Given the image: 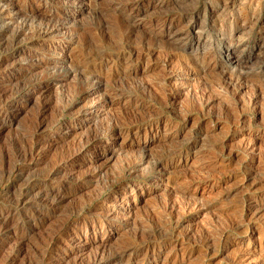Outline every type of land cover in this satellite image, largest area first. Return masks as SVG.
Masks as SVG:
<instances>
[{
    "label": "rangeland",
    "instance_id": "1",
    "mask_svg": "<svg viewBox=\"0 0 264 264\" xmlns=\"http://www.w3.org/2000/svg\"><path fill=\"white\" fill-rule=\"evenodd\" d=\"M125 1L126 0H84L82 9L75 11V15L72 17L71 23L63 28L59 34L47 39V41L46 39H43L31 43L29 37L32 35V32L31 30L28 31L26 34H24L26 37L23 35L25 39L22 36V38H20L18 41V48L20 51L18 52L19 54L16 53V55L11 59L12 62L11 60L8 62H11L10 64H12V74H14L16 78L19 77L21 72H23L25 68L33 62L32 61L29 63L25 58L29 55H32V53L39 55V58H44L45 56L51 57L52 55L56 56L57 58H65L67 59V62L65 63L66 67L47 69L34 61L33 64H36V67H34V70L30 72L31 74L29 73L30 75L24 79L21 78V80L24 82L29 79V76L35 79L37 77L46 75L48 72L52 73L55 71V69V72H64L69 70L71 68L70 66L72 59L73 61H77L79 59V50L81 51L82 49L88 51V49L94 47V43V45H97L100 44V42L102 43L104 40L108 39L113 41V39L117 37L119 29L116 27L117 25H115L116 23L114 21V15H111L112 12H109L107 9H110V7H115V4L118 5ZM158 1L159 0H153V2ZM170 1V3L168 2V4L164 6V9L163 7L160 8L158 13L162 12L173 14L177 11H180L182 9L180 7H184V9L194 7L197 9L200 8L199 10H201L199 17L197 18V24L195 22L196 19H193L190 23L185 22V25H187L186 27L183 23L184 28L188 30L191 35L189 41H192V48L190 46H186L182 51L170 48L168 46L159 45L157 52H154L148 59L142 62L131 61V63L124 61L121 63L122 66L139 67L141 69V71L136 74L137 77L134 75L131 78L129 77L130 79L123 78L115 80L114 82L105 81L103 82L104 87H102V90L96 91V86L93 85L95 82L94 79L86 84L82 80L72 76L73 79L70 77L69 80H67L68 82L66 81V84L63 83V86L61 85L60 87L59 85H54L52 89L48 91V94L47 92H45V94L43 92L39 94V96L36 95V98L33 97L30 102H26L20 94H17L16 98H20L19 101H21V104H23L22 108L9 119L0 117L1 170V157H3L2 155H4V153H7L5 151H11V148L13 149V147H15L14 144L17 143L18 147L19 145H21L20 147H27L30 145V131H28L31 130V127L29 126L31 125L32 120L30 119L35 116V113L38 109L36 106L39 105V102L41 104L45 101V103L50 105L48 106L50 109H48L45 114V120L47 124L45 126L44 132L39 136V138L42 136L40 140L43 139V143H45V141L46 143L49 142L47 143L48 145L45 146L43 153H41L34 161H28V163H26L25 171H27L22 172L23 178L19 179L18 177L14 181H6L2 178L0 172V192L5 193L6 189L7 191L17 190L20 188L19 186H23L25 183V181H22L23 179L27 180L28 178L35 177L38 179V181L36 184L37 187H35L36 189L33 191V193H36L37 189L39 190V185L41 187V185L47 184L48 182L55 188L60 187L63 183H67L68 185L67 191L63 194L65 196H62L59 200L60 204L56 211L57 214L51 215L50 219L44 225L33 227L25 216L14 215L12 218V216L7 215L6 213L0 214L1 222L5 221L9 222L10 224L9 228L5 230H3L2 226L0 227V234L4 237V242H2L3 244L0 246V264H43L41 260L49 254L53 256L54 259L52 258L50 261H46V264H75L76 262L79 264H91L92 258L95 257L96 253L97 255H111L117 251L116 248L118 250L124 248L123 250L126 251V259H124L125 261L121 262L120 264H264V226L262 225L264 224V124L262 123L259 109H255L249 102L251 94L250 88H244L241 90L236 89V91H234L235 89H230L227 91L222 88L220 89L215 87V84L212 86V83H215L221 74V71H219L218 68H215L216 70H204L203 72L198 70L201 63H198L197 68L191 67L190 69L192 70L181 66V56L185 53L199 54L202 51H217L216 54L222 55L226 51L232 50L233 52L240 55L241 61H235V58L230 57L228 60L221 62L223 67L234 71H246L250 70L252 67V71L258 74L256 78H258L259 82L264 81V0H261L260 6L257 5L251 8V10L256 12L255 15H259V19L257 16H255L253 20L254 22H252L253 24L249 23L245 26H243L240 21L239 24L236 23L237 18L240 19L244 13H246L245 11H247V9L244 8L246 5L245 0H230V4H227V14L223 9V5H220L217 0H188L184 4L177 3L176 0ZM60 2L61 0H49L46 4H42L43 9L41 8V14L43 13L44 9H49V4L53 3V7H57ZM211 3L217 4L219 9L218 12L220 17L217 18L215 22H213V20L216 19V17L211 14V11H204V7L210 5ZM157 10H159V8H157ZM223 12H225V14ZM150 13H146L147 16L144 17L145 20L149 14L153 15L157 12L156 10H151ZM106 14L107 16H105ZM40 17L41 16H39V18ZM143 21L144 20H142V22ZM16 23L17 21L15 24ZM15 24H13V26ZM135 33V37L137 36V38H142L145 36L144 30L142 29L137 30ZM199 34L202 35V39L200 40H198ZM227 41L229 42L228 46L225 45ZM88 42L91 43V45ZM179 44L181 46L182 42L178 41L177 45ZM4 45L5 44L3 43L0 44V54H2L5 50L6 45ZM178 64H180L181 67ZM121 65L119 64L118 66L110 63L109 67H114L112 70L117 69V67L118 69L127 68L122 67ZM164 67L166 69H164ZM35 71L36 73H34ZM39 71L41 73H39ZM174 72L176 74L179 73L178 75L180 76L170 77V73ZM4 80L6 79L0 78L1 87L4 84ZM15 84H17L16 81L13 85ZM65 85L66 89L64 88ZM80 85H83L85 89L83 86L80 88ZM37 86H39V84H36V87ZM136 86H138L139 89ZM144 86H148L146 89H144L145 91L143 90ZM41 88L42 87L40 86L38 87V89ZM83 90L84 93H82ZM117 90H122V94H126L125 100L128 101L129 106L123 107L118 104L106 106L104 104L103 100L105 97H109L110 100L115 103L119 100L120 95L118 96L116 94ZM81 94L83 95L81 96ZM46 95L48 96L46 97ZM47 98H49V100ZM51 106H54V108ZM35 107L37 108L36 110ZM78 107H82L81 109L89 108L92 111L90 110L87 114L78 116L76 114L79 110H81H77ZM130 108L131 110H129ZM54 109L57 112L59 111L58 114H56V111V113L54 112ZM60 110L62 112H60ZM53 112L54 119L51 116ZM122 113L125 118L122 116ZM47 114H50V116ZM62 114H64V116ZM56 116H58V118H55ZM108 116L110 119L112 118V121L121 123V125L117 124L116 130H106L103 133L100 132L103 136L99 135L100 133L97 132L99 133L98 135L101 136V141L97 145H93L94 147L90 146V148L86 149L84 153L74 161L75 163L73 162L68 166V168H65L64 171L54 173L53 169H50L51 166L50 168L47 166L48 164L46 163L48 160L57 156V153H60V149L61 151L66 148L69 150L74 149L73 147L75 140L76 143H79L81 139H84L91 133L90 131H93V134L94 131L96 133V120L99 119L98 124L106 123V121H109ZM131 116L133 117L132 121ZM141 116L145 120L140 118ZM113 117H117V120L115 118L114 120ZM104 118L107 120L105 121ZM121 119L123 122H120ZM130 121L133 123L131 124ZM48 122L51 125H49ZM26 123H29L30 125L27 124L26 126ZM90 124L91 129H89ZM118 125H120L121 128ZM94 126L95 129L93 130ZM66 128H68V130ZM137 129L139 131L136 135L134 131ZM130 130H133V132L130 133ZM25 131L28 132L26 133ZM253 133L261 136V139L259 142H257V146H255L257 149H254V152H251L250 150L247 151V145L252 142ZM53 136H57L58 138L55 137L54 139ZM83 136L84 138H82ZM171 136H173V138ZM168 137H171V139H169L170 141L166 140ZM26 138H28V140ZM61 138H64V142ZM194 138L197 139L196 142H192ZM130 139L145 147L144 150H142V153L137 147L131 149L132 153L131 150L127 152V149L125 151L118 150L122 142L128 141ZM156 139L159 141H156ZM172 140L174 141L172 142ZM72 142L74 144H71ZM49 144H52L50 148ZM7 145L10 148H8ZM244 145H246V149H244ZM176 149H181L179 154L176 156L172 155L169 158H164L168 166L164 165L163 167L155 168L154 170L150 171L145 169L146 165H143L144 168L141 166V170L139 167L132 168L128 166L126 169L127 174H122L119 172L121 171L119 169L127 166L126 164H130V161L132 162L134 158L136 159L137 155L139 156L146 153L147 155L150 154L149 156L152 157H159L160 155L163 156L166 152H168V150L171 151ZM101 152H104L105 154L111 153L112 156L110 154L109 156L111 157L108 156L109 159L106 158V162L104 163V159L102 162L100 160L97 163V166H101V169L103 168L101 171V177L99 175L98 177L90 179L88 175L89 172L98 169L95 166L93 167L91 159ZM250 154L255 157V160H252V157L250 158ZM44 162L46 163L44 164ZM28 171H30V174ZM140 171H142L144 174H142ZM105 175L106 177L109 175L110 176L106 179ZM105 180H108V184ZM105 185L108 187L106 188ZM103 187H105V189H103ZM174 188L179 191L174 190ZM95 195L97 197H95ZM184 197L186 198L184 199ZM165 202L168 204L171 202L177 207L173 206V209L168 204L166 206ZM256 202L263 208H259L254 212H250L249 216H247L245 220L244 217H242L243 212L245 210H249L250 206L256 205ZM82 204L83 206H81ZM202 205L208 208L206 209L205 207H202ZM78 206H81L82 208H78ZM155 207H166L168 210L172 209L168 211L166 216L169 217L167 219H170V223L166 228L167 230L164 229V232H161L160 234L156 235V237L154 236L151 238L153 241H151L152 245L154 246L155 244L152 250L155 251H151L150 253L148 252V254H146L144 245L147 239H138L144 238L145 234L142 235L139 233V236L137 235L139 230L143 228L144 230L148 231L149 227H142L145 224L141 225L140 223L145 218L151 216L152 210H154ZM89 208L92 209L91 212L86 211L89 210ZM61 209L62 211H60ZM110 209H113V213L106 215L105 212ZM71 210L73 212L79 210V216H75L73 214V219L65 223L62 226L63 229L61 228V233L57 234L55 230L57 226H60L61 221L59 220H62L67 212H72ZM239 211L242 213H238ZM58 212H61L62 214ZM93 212L96 213L93 214ZM174 213H177L176 216ZM58 214L60 217L63 215V218H60ZM113 215L115 218H113ZM57 217L58 219H56ZM233 217L234 219L237 218L235 222L237 220L240 221V219H244L242 224L244 226L236 227L235 230L232 227L235 224L233 223L234 220H230L233 219ZM103 219L105 220L103 221ZM109 220L112 221L110 222ZM261 220L263 223H261ZM220 221L223 222L221 223ZM57 222L59 223L57 224ZM25 223H27V225ZM171 223H173V225H171ZM218 224L221 227L217 226ZM222 224H226V226H223ZM242 229H244V231H242ZM220 230H224V233L218 234L220 233ZM50 231L57 235H54V233H52V235ZM49 233L52 238L49 237ZM75 236L76 238H74ZM67 237L68 239H65ZM46 239L47 241H45ZM212 241L213 243H217L213 244ZM222 241H224V243ZM70 251H72V253L66 258ZM205 253H207V255ZM128 254L131 255L129 256ZM38 258H40V260ZM102 264L117 263H108L106 260H104Z\"/></svg>",
    "mask_w": 264,
    "mask_h": 264
},
{
    "label": "bare ground",
    "instance_id": "2",
    "mask_svg": "<svg viewBox=\"0 0 264 264\" xmlns=\"http://www.w3.org/2000/svg\"><path fill=\"white\" fill-rule=\"evenodd\" d=\"M30 1V2H29ZM49 0H0V44L3 43L6 45L5 50L3 51L2 54H0V78L2 79H6L4 80V84L1 87L0 84V117H4V118H11L15 115L16 112H18V110H20L22 108L21 101H19V99L16 98L17 94H20L22 96V98L26 101V102H30L33 97H35L36 95L39 96V94L43 93L45 94V92H47L50 89H52V87L54 85H59L61 87V85L63 86V83L66 84V81L69 80V78L72 76L82 80L83 82H85L86 84H88L92 79L95 80L94 84L96 86V91L97 90H102L103 86V82L105 81H112L114 82L115 80H119V79H123V78H131L132 76L136 75L138 72L141 71V69L139 67H127V66H122L121 63L125 62H131V61H139L142 62L146 59H148L154 52H157L159 45H163V46H168L170 48H174V49H178V50H184V47L186 46H190L192 48V41H189L190 38V33L188 30H186L184 28V26L186 27L187 25H185L186 23H190L193 19H196L195 22L197 24V18L199 17L201 10H199L200 6L197 8H189V9H184V7H180L182 8L180 11H177L173 14H167V13H158L160 11V8L163 7V9L165 8L164 6H166L168 4V2L170 3V0H159L158 2H153V0H126L125 2H122L120 4H115V7H110V9L108 8L107 10H109V12L111 11V15H114V21H115V25H117L116 27H118L119 32L118 35L115 39L112 40H104L102 43L100 42V44L94 45L93 44V48L88 49V51L86 50H79V59L77 61H71V68L67 71H60V72H55L56 69L58 68H64L65 63L67 62V59L65 58H57L56 56H45L44 58H39V55L32 53V55H29L26 58V60H28L29 63H32L30 65H28L25 70L23 72H21V74L19 75L18 78H16V76L14 74H12V64H10L12 62V57H14L16 55V53L20 52L19 48H18V41L20 38H22V36L24 34H26L28 31L31 30V36L29 37V40L31 43H33L34 41L37 40H43V39H49L54 37L55 35L59 34L60 31H62L63 28H65L67 25H69L71 23V19L72 17L75 15V11H79V9H82V4L84 0H61L60 4L57 7H53V3L49 4V9H44L43 13L41 14V10L42 8V4H46ZM177 3H181L184 4L186 3L188 0H176ZM210 1V0H208ZM214 1V0H213ZM212 1V2H213ZM240 1V0H239ZM245 9H247V11H245L246 13H244V15L239 19L237 18L236 23L239 24V21L242 23L243 26L254 22V18L256 14L255 11L251 10L252 7L259 5L260 6V2L261 0H245ZM56 2V1H55ZM217 2L220 5H223V9L226 11L227 10V4L230 2V0H217ZM233 2V1H232ZM58 3V2H57ZM117 3V2H116ZM210 3V2H209ZM208 3V4H209ZM230 4V3H229ZM56 5V4H55ZM110 5V4H109ZM204 5V4H203ZM114 6V5H113ZM181 6V5H180ZM183 6V5H182ZM196 6V5H195ZM241 6V5H240ZM53 7V8H52ZM191 7V6H190ZM42 8V9H41ZM157 8H159V10H157ZM187 8V7H186ZM243 8V6H242ZM241 8V9H242ZM101 10V9H100ZM106 10V9H104ZM151 10H156L157 13L150 15ZM162 10V9H161ZM177 10V9H176ZM240 10V9H239ZM255 10V9H254ZM204 11H211V14L216 17V19L213 20V22H215L217 20V18L220 17L219 15V9H218V5L215 3H211L210 5H207L206 7H204ZM150 13L148 17H146L147 19L145 20L144 17L147 16L146 13ZM164 12V11H163ZM167 12V11H166ZM154 13V12H153ZM225 14V12H223ZM227 14V11H226ZM109 15V14H108ZM110 15V16H111ZM239 15V14H238ZM39 16H41L39 18ZM107 16V14L105 15ZM104 16V17H105ZM202 16V15H201ZM204 16V15H203ZM225 16V15H224ZM227 16V15H226ZM237 16V14H236ZM103 17V16H102ZM228 17V16H227ZM259 19V15L257 16ZM112 18V17H111ZM226 18V17H225ZM224 18V19H225ZM235 18V17H234ZM105 19V18H104ZM206 19V18H205ZM239 19V20H238ZM113 20V19H112ZM142 20H144L142 22ZM223 20V18H222ZM17 21V23L15 24V22ZM113 21V22H114ZM203 21V20H201ZM112 22V21H111ZM186 22V23H185ZM206 22V21H205ZM219 22V20H218ZM227 22V21H226ZM184 23V26H183ZM223 23V22H221ZM220 23V24H221ZM231 23V22H230ZM229 23V24H230ZM13 24H15L13 26ZM204 24V22H203ZM219 24V23H217ZM253 24V23H252ZM111 25V23H110ZM113 25V24H112ZM241 25V24H240ZM103 26V25H102ZM198 26V25H197ZM217 26V25H216ZM255 26V25H254ZM201 27V25H200ZM199 27V28H200ZM224 27V26H223ZM222 27V28H223ZM241 27V26H240ZM106 28V27H105ZM218 28V27H217ZM221 28V29H222ZM246 28V27H245ZM139 29L144 30V37L142 38H137V36L135 37V32ZM201 29V28H200ZM230 29V28H229ZM234 29V28H233ZM242 29V28H241ZM107 30V29H106ZM101 31V30H100ZM221 31V30H220ZM112 32V31H111ZM191 32V31H190ZM217 33V32H216ZM232 33V31H231ZM102 34V33H101ZM100 34V35H101ZM25 36V35H24ZM23 36V38L25 39V37ZM223 37V36H222ZM232 37V34H231ZM28 38V36H27ZM111 38V37H110ZM238 38V37H236ZM86 39V38H85ZM202 39V35L199 34L198 40ZM97 40V39H96ZM181 41L182 44L180 46L177 45V42ZM80 42V41H79ZM93 42V41H92ZM87 43V42H86ZM85 43V44H86ZM89 43V42H88ZM206 43V42H205ZM225 43V42H224ZM229 42L227 41V43H225L226 46H228ZM80 44V43H79ZM91 45V43H89ZM4 45V46H5ZM28 45V44H27ZM84 45V44H83ZM89 45V46H90ZM101 45V46H99ZM199 45V44H198ZM30 46V45H29ZM80 46V45H79ZM88 46V47H89ZM96 46V47H95ZM195 46V45H194ZM167 47V48H168ZM79 48V47H77ZM82 48V47H81ZM161 48V47H160ZM159 48V49H160ZM169 48V49H170ZM206 48V47H205ZM21 49V48H20ZM50 49V48H49ZM67 49V48H66ZM84 49V48H83ZM194 49V48H193ZM22 50V49H21ZM48 50V49H47ZM51 50V49H50ZM49 50V51H50ZM60 50V49H59ZM61 51V50H60ZM33 52V51H32ZM77 52V51H76ZM187 52V51H186ZM192 52V51H191ZM217 52V51H216ZM216 52H209V51H202L199 54L196 53H185L183 54L182 60H181V66L185 67L186 69H190L191 67H198V63H201L198 70L199 71H203L204 70H209V69H215L218 68L219 71H221L218 79L216 80V82L212 83L215 84V87L218 88H222L224 90L229 91L230 89H235L234 91L237 90H241L244 88H250L251 90V94H250V104L255 108V109H259V113L261 116V120L262 123L264 124V81H260L258 80V78H256L258 76V74L256 72L252 71V67L250 70H229L228 68L223 67V65H221V62L224 60H228V58L233 57L236 60L235 61H241L240 59V55L231 51H226L224 54L222 55H218L216 54ZM19 54V53H18ZM75 54V53H74ZM177 54V53H176ZM179 54V53H178ZM45 55V54H44ZM77 55V54H76ZM156 55V54H155ZM168 55V54H167ZM181 55V54H180ZM65 56V55H64ZM67 56V55H66ZM176 56V55H175ZM24 57V56H23ZM155 57V56H154ZM174 57V56H173ZM20 58V57H19ZM22 58V56H21ZM24 58V60H25ZM69 58V57H68ZM77 58V57H76ZM18 59V58H17ZM23 59V58H22ZM155 59V58H154ZM167 59V58H166ZM9 60H11L10 63ZM15 60V58H14ZM150 60V59H149ZM180 60V59H179ZM34 61L39 64L40 66H44L45 68H56L55 71H53L52 73L48 72L46 75L42 76V77H37V78H31V76H29V79L27 81H23L21 80L24 79L25 77H27L28 75H30L33 70L34 67H36V64H33ZM155 61V60H154ZM170 61V58H169ZM14 62V61H13ZM23 62V61H22ZM26 62V61H24ZM27 62V63H28ZM149 62V61H148ZM157 62V61H156ZM163 62V61H161ZM160 62V63H161ZM178 62V60H177ZM113 63V65H118L119 64L122 67H127L124 69H113L114 67H109V64ZM132 63V62H131ZM168 63V62H167ZM170 63V62H169ZM179 63V62H178ZM15 64V63H14ZM22 64V63H21ZM68 64V63H67ZM66 64V65H67ZM125 64V63H124ZM20 65V64H19ZM27 65V64H26ZM128 65V64H127ZM180 66V64H178ZM112 66V65H110ZM161 66V65H160ZM166 66V65H165ZM174 66V65H173ZM180 66V67H181ZM23 67V66H22ZM116 67V66H115ZM156 67V66H155ZM20 68V67H19ZM145 68V67H144ZM143 68V69H144ZM162 68V67H161ZM173 68V67H172ZM160 69V68H159ZM164 69H166L164 67ZM163 69V70H164ZM174 69V68H173ZM184 69V68H183ZM231 69V68H230ZM16 70V69H14ZM41 70V67H40ZM44 70V69H43ZM145 70V69H144ZM162 70V69H161ZM192 70V69H190ZM196 70V69H195ZM197 70V71H198ZM216 70V69H215ZM189 71V70H188ZM194 71V70H193ZM165 72V71H163ZM167 72V71H166ZM30 73V74H29ZM36 73V71L34 72ZM39 73H41L39 71ZM46 73V72H45ZM168 73V72H167ZM166 73V74H167ZM178 73V72H177ZM217 73V72H216ZM142 74V73H141ZM179 74V73H178ZM174 73H170V77H179L180 75ZM18 75V74H17ZM168 75V74H167ZM35 76V75H34ZM261 76V75H260ZM137 77V75H136ZM169 77V76H168ZM197 77V76H196ZM75 78V79H76ZM129 78V79H130ZM19 79V80H18ZM73 79V78H72ZM126 79V80H127ZM136 80V79H135ZM17 82V84L13 85L14 82ZM68 82V81H67ZM36 84H39L40 87H42L41 89H38L39 86L36 87ZM115 84V83H114ZM138 84V83H137ZM166 84V83H164ZM92 85V84H91ZM119 85V84H118ZM141 85V84H140ZM81 86V85H80ZM83 86V85H82ZM82 86L80 88H82ZM116 86V85H115ZM139 86V85H138ZM136 86V87H138ZM58 87V86H56ZM66 87V85L64 86V88ZM84 87V86H83ZM120 87V86H119ZM148 87V86H146ZM146 87L144 86L143 90L146 89ZM87 88V87H86ZM114 88V87H113ZM112 88V89H113ZM141 88V87H140ZM160 88V87H159ZM166 88V87H165ZM66 89V88H65ZM73 89V88H71ZM70 89V90H71ZM85 89V87H84ZM111 89V90H112ZM115 89V88H114ZM139 89V87H138ZM148 89V88H147ZM173 89V88H172ZM214 89V88H213ZM54 90V89H53ZM64 90V89H63ZM74 90V89H73ZM108 90V89H105ZM110 90V91H111ZM162 90V89H160ZM164 90V89H163ZM219 90V89H217ZM66 91V90H65ZM145 91V90H144ZM223 91V90H222ZM243 91V90H242ZM69 92V91H68ZM72 92V90H71ZM70 92V93H71ZM74 92V91H73ZM86 92V91H85ZM101 92V91H100ZM109 92V91H106ZM129 92V91H128ZM143 92V91H142ZM148 92V91H147ZM171 92V90H170ZM218 92V91H217ZM231 92V91H230ZM75 93V92H74ZM82 93H84V90L82 91ZM103 93V92H102ZM124 93V92H123ZM152 93V92H151ZM169 93V92H168ZM226 93V92H225ZM233 93V92H231ZM236 93V92H235ZM69 94V93H68ZM72 94V93H71ZM98 94V93H97ZM113 94V93H112ZM116 94L119 96V100L115 103L113 101L110 100L109 97H105V99L103 100L104 104L106 106L111 104H118L121 106H129L128 101L125 100L126 97L124 94H122V90H117ZM174 94V93H173ZM63 95V94H62ZM70 95V94H69ZM83 94H81L82 96ZM105 95V94H104ZM111 95V94H110ZM116 95V96H117ZM153 95V94H150ZM234 95V94H233ZM37 96V97H38ZM48 95H46L47 97ZM50 96V95H49ZM98 96V95H97ZM155 96V95H154ZM167 96V94H166ZM165 96V98H166ZM171 96V95H169ZM52 97V96H51ZM75 97V96H74ZM131 97V96H129ZM138 97V96H137ZM152 97V96H151ZM172 97V96H171ZM21 98V99H22ZM36 98V97H35ZM34 98V99H35ZM71 98V96H70ZM80 98V97H79ZM99 98V97H98ZM101 98V97H100ZM49 100V98H47ZM82 99V98H81ZM129 99V98H128ZM174 99V98H173ZM172 99V100H173ZM228 99V98H227ZM47 100V101H48ZM71 100V99H70ZM94 100V98H93ZM170 100V99H168ZM175 100V99H174ZM249 100V99H248ZM44 101V100H42ZM65 101V100H64ZM63 101V102H64ZM67 101V100H66ZM167 101V100H166ZM25 102V103H26ZM86 102V101H85ZM232 102V101H231ZM248 102V103H249ZM68 103V102H67ZM93 103V102H92ZM95 103V102H94ZM171 103V102H170ZM28 104V103H27ZM172 104V103H171ZM174 104V103H173ZM38 105V103H37ZM62 105V104H61ZM84 105V104H82ZM86 105V104H85ZM92 105V104H91ZM90 105V106H91ZM47 103H41L39 102V105L36 106L38 107V109L35 107V110L37 109L35 116L32 117L30 120H32L31 125L29 124L31 127L30 131V145L25 147H20L21 145H19V147L17 146V144H14L15 147H13V149L11 148V151H5L7 153H4V155H2L3 157L1 160V175L2 178L5 179L6 181L8 180H15L16 178L19 177L23 178L22 176V172H26V163H28V161H34L41 153H43V150L45 148L46 145H48L47 142L45 141V143L42 142V140H40V134L44 132L45 126H46V120H45V114L48 111V109H50ZM58 106V105H56ZM55 106V107H56ZM60 106V104H59ZM63 106V105H62ZM65 106V105H64ZM101 106V105H100ZM120 106V107H121ZM52 107V106H51ZM99 107V106H97ZM102 107V106H101ZM113 107V105H112ZM111 107V108H112ZM54 108V106L52 107ZM60 108V107H59ZM82 107H78L77 110L81 109ZM100 108V107H99ZM103 108V107H102ZM101 108V109H102ZM114 108V107H113ZM122 108V107H121ZM128 108V107H127ZM67 109V108H66ZM133 109V108H132ZM143 109V108H142ZM34 110V111H35ZM53 110V109H52ZM57 110V108H56ZM54 109V112L56 111ZM91 109L89 108H85V109H81L78 111V113L76 115L80 116V115H84L87 114ZM100 110V109H99ZM127 110V109H126ZM125 110V111H126ZM131 110V108L129 109ZM144 110V109H143ZM92 111V110H91ZM110 111V110H109ZM107 111V112H109ZM128 111V110H127ZM50 112V111H49ZM54 112L51 114L52 118L54 115ZM57 112V111H56ZM55 112V113H56ZM59 112V111H58ZM58 112L56 114H58ZM60 112H62L60 110ZM70 112V111H69ZM104 112V111H103ZM65 113V112H64ZM74 114V113H73ZM128 114V112H127ZM156 114V113H155ZM34 115V114H33ZM48 115V114H47ZM60 115V114H59ZM64 116V114H62ZM50 116V114L48 115ZM72 116V115H71ZM101 116V115H100ZM112 116V115H111ZM116 116V115H115ZM122 116L124 117L123 113ZM126 116V114H125ZM146 116V115H145ZM150 116V115H149ZM120 117V118H123ZM130 117V116H129ZM132 117V116H131ZM139 117V116H138ZM144 117V116H143ZM254 117V116H253ZM55 118H58V116H56ZM100 118V117H99ZM109 118V116H108ZM115 117H113L114 119ZM117 118V117H116ZM115 118V119H116ZM125 118V117H124ZM142 118V116L140 117ZM148 118V117H147ZM188 118V117H187ZM14 119V118H13ZM54 119V118H53ZM114 119V120H115ZM127 119V118H126ZM129 119V118H128ZM133 117L131 118L132 121ZM139 119V118H138ZM144 119V118H142ZM241 119V118H240ZM28 120V119H27ZM50 120V118H49ZM96 120V118H95ZM94 120V121H95ZM99 120V119H98ZM98 120L97 124H96V133L94 131V134L92 133L93 131H90L91 133L89 135H87L85 138L84 136L81 139V141L79 143H76V140L74 141L76 144V148H75V144L72 142L71 144H74V149H64L61 151L60 149V153H57L53 159L48 160V162H44V164H48L47 166L50 168L51 166V170L53 169L54 173L55 172H62L64 171L65 168H68L69 165H71L79 156H81L84 151L88 148H90V146L93 145H97L101 140L99 135H102L101 133H103L106 130H110V131H114L117 128V124L118 122L112 121V118L108 119L109 121H106L107 119L104 118V120L106 121V123H99L98 124ZM101 120V119H100ZM102 120V121H104ZM117 120V119H116ZM125 120V119H124ZM145 120V119H144ZM4 121V120H3ZM29 121V120H28ZM93 121V122H94ZM128 121V120H127ZM126 121V123H127ZM130 121V122H131ZM134 121V120H133ZM57 122V120H56ZM100 122V121H99ZM120 122H123V120L121 119ZM3 123V122H2ZM1 123V124H2ZM49 123V122H48ZM51 123V121H50ZM49 123V125H51ZM55 123V122H54ZM124 123V124H126ZM129 123V121H128ZM133 122H131L132 124ZM142 123V122H141ZM158 123V122H157ZM242 123V122H241ZM261 123V122H260ZM239 124V123H238ZM4 125V124H3ZM93 125V124H92ZM118 125L120 128L121 126ZM139 125V124H138ZM91 129V124L89 125ZM130 126V125H129ZM137 126V125H136ZM88 127V126H87ZM72 128V127H71ZM132 128V126H131ZM29 129V128H27ZM52 129V128H51ZM68 130V128H66ZM95 129V126L93 128V130ZM141 129V128H140ZM246 129V128H245ZM88 130V129H87ZM85 130V131H87ZM120 130V129H119ZM129 130V129H128ZM27 131V132H28ZM66 131V130H65ZM84 131V132H85ZM136 131V132H135ZM134 133H136L139 131L138 129L135 130ZM26 132V131H25ZM26 132V133H27ZM54 132V131H53ZM56 132V131H55ZM70 132V131H69ZM88 132V131H87ZM97 132H101L100 134ZM116 132V131H115ZM120 132V131H119ZM133 130H130V133H132ZM141 132V131H140ZM108 133V132H107ZM112 133V132H111ZM128 133V132H127ZM247 133V132H246ZM86 134V133H85ZM99 134V135H98ZM124 134V133H123ZM139 134V133H138ZM181 134V133H180ZM51 135V134H50ZM60 135V134H59ZM66 135V134H64ZM105 135V134H104ZM116 135V134H115ZM69 136V135H68ZM103 136V135H102ZM174 136V134H173ZM173 136H171L173 138ZM178 136V135H177ZM28 137V136H26ZM55 137L57 136H53V138L55 139ZM126 137V136H125ZM171 137H168L169 140L171 139ZM176 137V136H175ZM198 137V136H197ZM23 138V137H22ZM58 138V137H57ZM65 138V137H64ZM64 138L62 139L64 142ZM81 138V137H80ZM79 138V139H80ZM21 139V138H20ZM28 140V138H26ZM261 139V136L257 135V134H252V142H250L247 145V151L250 150L251 152H254L255 146H257V142H259ZM264 140V139H263ZM44 141V140H43ZM156 141H159L156 139ZM170 141V140H169ZM174 140H172L173 142ZM190 141V140H189ZM197 139L194 138L192 142H196ZM249 141V138H248ZM262 141V140H261ZM12 142V141H11ZM19 142V141H18ZM21 142V141H20ZM28 142V141H27ZM58 142V141H57ZM67 142V141H66ZM69 142V141H68ZM264 142V141H263ZM16 143V142H14ZM13 144V143H12ZM22 144V143H21ZM263 144V143H262ZM23 145V144H22ZM50 145V144H49ZM52 145V144H51ZM51 145L49 146V148L51 147ZM68 145V144H67ZM196 145V144H195ZM8 146V145H7ZM72 146V145H71ZM94 147V146H93ZM138 148L141 150H144V146L141 144H139L136 141H133L132 139L128 140V141H124L120 144V148L118 150H122L125 151L127 149V152L130 151L131 149L134 148ZM244 149H246V145L243 146ZM260 147V146H258ZM8 148H10L8 146ZM92 148V147H91ZM169 148V147H167ZM174 148V147H173ZM171 148V149H173ZM182 148V147H181ZM190 148V147H189ZM184 149V148H183ZM188 149V148H187ZM147 150V149H146ZM167 150V149H165ZM181 151V149H176V150H171L168 152H166L163 156H159V157H152L145 154H141V155H137L136 159L134 158V160L131 162L130 164H126L127 166L119 169L121 171H119L122 174H125L127 171V167H132V168H137L143 165H146L145 169L150 170H154L155 168H159V167H163L164 165H167L165 162L164 158H169L172 155H177L179 154ZM89 152V151H88ZM138 152V151H137ZM242 152V151H241ZM245 152V151H244ZM257 152V151H255ZM2 153V152H1ZM47 153V152H46ZM132 153V150H131ZM248 153V152H247ZM45 154V153H44ZM111 153H98L95 157H93L91 159L92 163H93V167L95 166L96 170L89 172V177L90 179L98 177L100 175L101 177V171L102 169L97 166V163L101 160L104 159H109L108 156ZM163 154V153H162ZM252 154V153H251ZM249 155L250 158L252 157V160H255V157L252 155ZM221 155V154H220ZM254 155V154H253ZM112 156V154H111ZM109 156V157H111ZM248 156V157H249ZM53 157V156H52ZM152 157V158H151ZM259 157V156H258ZM167 161V160H166ZM100 162V163H101ZM106 162L103 161V163ZM37 163V162H36ZM75 163V162H74ZM91 163V164H92ZM102 163V164H103ZM129 163V162H128ZM50 164V165H49ZM99 165V164H98ZM105 165V164H104ZM171 165V164H170ZM45 166V165H44ZM43 166V167H44ZM92 166V165H91ZM168 166V165H167ZM45 168V167H44ZM144 168V167H143ZM142 168V169H143ZM92 169V168H91ZM95 169V168H94ZM130 169V168H129ZM30 170V169H29ZM32 170V169H31ZM93 170V169H92ZM141 170V169H140ZM47 171V170H46ZM66 171V170H65ZM105 171V170H104ZM157 171V170H156ZM30 174V171H28ZM32 172V171H31ZM41 172V171H40ZM135 172V171H134ZM142 172V171H140ZM139 172V173H140ZM42 173V172H41ZM105 173V172H103ZM132 173V172H131ZM137 173V171H136ZM148 173V171H147ZM28 174V173H26ZM36 174V173H35ZM34 174V175H35ZM63 174V173H62ZM117 174V173H116ZM127 174V173H126ZM142 174H144L142 172ZM38 175V174H37ZM55 175V174H54ZM87 175V174H86ZM103 175V174H102ZM107 175V174H106ZM105 175V177H106ZM118 175V174H117ZM129 175V174H128ZM28 176V175H26ZM25 176V177H26ZM61 176V175H58ZM110 176V175H109ZM107 176V177H109ZM112 176V175H111ZM49 177V176H48ZM51 177V176H50ZM106 177V179H107ZM28 178V177H27ZM43 178V177H42ZM57 178V176H56ZM40 179V178H39ZM72 179V178H71ZM85 179V177H84ZM83 179V180H84ZM103 179V178H102ZM70 180V179H69ZM128 180V179H127ZM25 181V183L23 184V186H19L17 190H11V191H7L5 193L0 192V214L2 213H6L7 215L13 216L14 215H22L25 216L31 226L35 227V226H41L44 225L51 217V215L53 214H57V209L59 208V200L60 198L65 195H63L67 189H68V185L67 183H63L61 184L60 187H53L48 181L47 184L44 185H39V190L37 189L36 193H33V191H35V187L37 184L38 179L35 178H28L27 180H22ZM21 181V183H22ZM72 181V180H70ZM106 181V180H105ZM108 181V180H107ZM106 181V183H107ZM116 181V180H115ZM114 181V182H115ZM40 182V181H39ZM80 182V181H79ZM98 182V181H97ZM102 182V181H101ZM111 182V181H110ZM113 182V181H112ZM9 183V182H8ZM53 183V181H52ZM82 183V182H81ZM89 183V182H88ZM91 183V182H90ZM104 183V182H103ZM19 184V183H18ZM96 184V183H94ZM108 184V183H107ZM1 185V184H0ZM15 185V184H14ZM21 185V184H20ZM100 185V184H99ZM112 185V184H109ZM106 186V185H105ZM71 187V186H70ZM101 187V186H100ZM108 186H106L107 188ZM174 187V186H173ZM1 188V187H0ZM188 188V187H186ZM81 189V188H80ZM102 189V188H100ZM103 189H105V187H103ZM171 189V188H170ZM2 190V189H1ZM77 190V188H76ZM174 190L179 191L177 189L174 188ZM182 190V189H181ZM5 191V190H4ZM3 191V192H4ZM175 191V192H176ZM183 191V190H182ZM181 191V192H182ZM69 192V191H68ZM84 192V191H83ZM172 192V190H171ZM184 192V191H183ZM186 192V191H185ZM78 193V192H77ZM177 193V192H176ZM75 194V193H74ZM174 194V193H173ZM192 194V193H191ZM190 194V195H191ZM176 195V194H175ZM183 195V194H182ZM67 196V195H66ZM99 196V195H98ZM171 196V195H170ZM177 196V195H176ZM188 196V194H187ZM193 196V195H192ZM95 197H97L95 195ZM122 197V196H121ZM120 197V198H121ZM191 197V196H190ZM259 197V196H258ZM182 198V197H181ZM186 197H184L185 199ZM189 198V196H188ZM187 198V199H188ZM93 199V198H92ZM98 199V198H97ZM64 200V199H63ZM91 200V198H90ZM190 200V199H189ZM244 200V198H243ZM259 200V199H258ZM170 201V200H169ZM219 201V200H218ZM62 202V201H61ZM172 202V201H171ZM170 202V203H171ZM187 202V200H186ZM85 203V202H83ZM166 203V202H165ZM166 203L169 206H171L173 208V203L171 204ZM199 203V202H198ZM244 203V202H243ZM257 203V202H256ZM261 203V202H260ZM91 204V203H90ZM176 204V203H175ZM187 204V203H186ZM203 204V203H202ZM262 204V203H261ZM86 205V204H85ZM201 205V203H200ZM208 205V204H205ZM215 205V204H214ZM83 206V204L81 205ZM80 206V207H81ZM168 206V207H169ZM75 207L77 208V206L75 205ZM78 206V208H80ZM87 207V206H86ZM177 207V206H176ZM202 207H205L202 205ZM62 208V207H61ZM74 208V206H73ZM75 208V209H76ZM82 208V207H81ZM166 208V207H165ZM165 208H160V207H155L154 210H152V214L151 216L145 218L144 220L141 221V225H144L142 227H149L148 231L141 229L138 232L140 234H145L144 238H138V239H145L146 243L144 245V250L146 251V254H148V252L150 253L151 251L154 252L155 250H152L154 246L152 245V237H156V235L160 234L161 232H164L163 230H167L166 228L169 225V220L167 219L169 217L167 216L168 211L172 210V209H165ZM200 208V207H199ZM206 208V207H205ZM208 208V207H207ZM206 208V209H207ZM259 208H263L262 206H259L258 203L254 206H250L249 210H245L243 212V216L244 219L246 220V217L249 216L250 212H254L256 209L258 210ZM174 209V208H173ZM64 210V209H63ZM68 210V209H67ZM113 210V209H112ZM112 210H108L107 212H105L106 215H109L112 212ZM204 210V209H203ZM263 210V209H261ZM62 211V209L60 210ZM65 211V210H64ZM63 211V212H64ZM72 211V210H71ZM75 211V210H74ZM91 212L92 209L89 208V210H86ZM177 211V208H176ZM241 211V210H240ZM238 212V213H242V212ZM151 212V211H150ZM172 212V211H171ZM264 212V211H263ZM61 213V212H58ZM81 213V212H80ZM83 213V212H82ZM96 213V212H95ZM93 212V214H95ZM118 213V212H117ZM258 213V212H257ZM262 213V212H260ZM62 214V213H61ZM65 214V213H64ZM73 214L76 216H79V210H77L76 212H67V214H65V217L63 218L62 216V220L60 223V226H55L54 230L56 231L57 234L61 233V228L62 226L69 222L71 219H73ZM115 214V213H114ZM175 214V213H174ZM177 214V213H176ZM175 214V216H176ZM253 214V213H252ZM59 215V214H58ZM91 215V214H90ZM116 215V214H115ZM169 215V214H168ZM9 216V217H10ZM55 216V215H54ZM84 216V215H83ZM89 216V215H88ZM112 216V215H111ZM173 216V217H175ZM60 217V215H59ZM60 217V218H61ZM107 217V216H106ZM117 217V216H116ZM187 217V215H186ZM189 217V216H188ZM112 218V217H111ZM113 218L114 215H113ZM182 218V217H181ZM192 218V217H191ZM58 219V217L56 218ZM76 219V218H75ZM86 219V218H85ZM109 219V217H108ZM143 219V218H142ZM172 219V218H171ZM175 219V218H174ZM188 219V218H187ZM223 219V218H222ZM237 218L234 219H230V220H234L233 223H235L232 227L235 229L236 227H241L244 226L243 221L244 219H240L237 220L235 222ZM252 219L254 220V218L252 217ZM256 219V218H255ZM26 220V219H25ZM55 220V219H54ZM95 220V219H94ZM105 219H103L104 221ZM249 220V219H248ZM258 220V219H257ZM260 220V219H259ZM58 221V220H57ZM87 221V220H85ZM91 221V220H90ZM110 222L112 220H109ZM218 221V220H217ZM226 221V220H225ZM228 221V219H227ZM226 221V222H227ZM252 221V220H251ZM262 221V220H261ZM260 221V222H261ZM219 222V221H218ZM221 222V221H220ZM223 222V221H222ZM221 222V223H222ZM230 222V221H229ZM228 222V223H229ZM253 222V221H252ZM59 222H57L58 224ZM86 223V222H85ZM96 223V222H95ZM176 223V222H175ZM217 223V222H216ZM232 223V224H233ZM246 223V222H245ZM244 223V224H245ZM259 223V222H258ZM263 223V221L261 222ZM15 224V223H14ZM27 225V223H25ZM103 224V222H102ZM220 224V223H219ZM217 225L219 227H221L220 225ZM9 222H1L0 220V227L2 226L3 230L9 228ZM24 225V223H23ZM138 225V224H137ZM171 225H173V223H171ZM170 225V226H171ZM223 225V224H222ZM249 225V222H248ZM259 225V224H258ZM257 225V227H258ZM264 226V224H262ZM13 226V225H12ZM223 226H226V224H224ZM229 226V225H228ZM227 226V227H228ZM260 226V225H259ZM11 227V226H10ZM17 227V226H16ZM20 227V226H19ZM23 227V226H22ZM54 227V225H53ZM215 227V226H214ZM213 227V228H214ZM231 227V226H230ZM250 227V226H249ZM252 227V225H251ZM254 227V226H253ZM1 228V229H2ZM211 228V227H210ZM212 228V229H213ZM216 228V227H215ZM214 228V229H215ZM226 228V227H225ZM243 228V227H242ZM261 228V227H260ZM26 229V227H25ZM38 229V227H37ZM63 229V228H62ZM176 229V228H175ZM174 229V230H175ZM218 229V228H217ZM220 229V228H219ZM224 229V228H223ZM228 229V228H227ZM230 229V228H229ZM245 229V228H244ZM244 229H242V231H244ZM20 230V229H19ZM27 230V229H26ZM39 230V229H38ZM51 230V229H50ZM204 230V229H203ZM206 230V229H205ZM222 230V229H221ZM218 234H223L224 230L221 231ZM236 230V229H235ZM241 230V229H240ZM247 230V228H246ZM257 230V229H256ZM255 230V231H256ZM25 231V230H24ZM214 231V230H213ZM212 231V232H213ZM226 231V230H225ZM234 231V230H233ZM260 231V230H259ZM4 232V231H3ZM19 232V231H18ZM30 232V231H29ZM51 232V231H50ZM136 232V230H135ZM166 232V231H165ZM204 232V231H203ZM210 232V233H212ZM246 232V231H245ZM261 232V231H260ZM5 233V232H4ZM25 233V232H24ZM27 233V232H26ZM54 232H51V234ZM137 233V232H136ZM171 233V232H170ZM226 233V232H225ZM229 233V232H227ZM264 233V232H263ZM262 233V234H263ZM3 234V233H2ZM54 233V235H57ZM177 234V233H176ZM203 234V233H202ZM208 234V233H207ZM258 234V232H257ZM50 235V233H49ZM53 235V234H52ZM63 235V234H62ZM163 235V233H162ZM171 235V234H170ZM213 235V234H212ZM134 236V235H133ZM136 236V234H135ZM134 236V237H135ZM136 236V237H137ZM164 236V235H163ZM211 236V235H210ZM222 236V235H221ZM47 237V236H46ZM49 237L52 238V236L50 235ZM78 237V236H77ZM161 237V235H160ZM190 237V236H189ZM219 237V236H217ZM3 236L0 234V246H2V242L3 241ZM23 238V237H22ZM76 238V236L74 237ZM158 238V237H157ZM209 238V237H208ZM222 238V237H221ZM228 238V237H227ZM58 239V238H57ZM65 239H68L65 238ZM131 239V238H130ZM162 239V237H161ZM183 239V238H182ZM187 239V238H186ZM185 239V240H186ZM192 239V238H191ZM196 239V238H195ZM193 239V240H195ZM43 240V239H42ZM51 240V239H50ZM168 240V239H167ZM192 240V241H193ZM217 240V239H215ZM228 240V239H227ZM41 241V240H40ZM47 241V239L45 240ZM49 241V239H48ZM56 241V240H55ZM58 241V240H57ZM133 241V239H132ZM152 241V242H151ZM157 241V240H156ZM164 241V240H163ZM184 241V239H183ZM190 241V240H189ZM191 241V242H192ZM226 241V240H225ZM51 242V241H50ZM54 242V241H53ZM131 242V241H130ZM145 242V241H144ZM162 242V241H161ZM188 242V241H187ZM195 242V241H193ZM210 242V241H209ZM221 242V241H220ZM224 243V241H222ZM44 243V242H43ZM42 243V244H43ZM55 243V242H54ZM94 243V242H92ZM128 243V242H127ZM133 243V242H131ZM159 243V242H158ZM200 243V241H199ZM213 243V241H212ZM217 243V242H214ZM213 243V244H214ZM41 244V242H40ZM130 244V243H128ZM136 244V243H135ZM233 244V243H232ZM51 245V244H50ZM54 245V244H53ZM191 245V244H190ZM203 245V244H202ZM46 246V245H43ZM124 246V245H123ZM128 246V245H126ZM130 246V245H129ZM133 246V245H132ZM131 246V247H132ZM139 246V245H137ZM188 246V245H187ZM200 246V245H199ZM215 246V245H214ZM38 247V246H37ZM136 247V245H135ZM213 247V246H212ZM218 247V246H217ZM41 248V247H40ZM120 248V247H119ZM130 248V247H129ZM137 248V247H136ZM186 248V247H185ZM194 248V247H193ZM199 248V247H198ZM207 248V247H206ZM214 248V247H213ZM34 249V248H33ZM115 249V248H114ZM124 249V248H123ZM122 248L120 250H118L116 248L117 251L114 252V254H101V255H95L94 258H92L91 264H102L104 262V260H106V262L108 263H117L120 264L121 262L125 261L124 259H126V251L123 250ZM126 249V248H125ZM132 249V248H131ZM139 249V248H138ZM141 249V248H140ZM187 249V248H186ZM200 249V248H199ZM208 249V248H207ZM212 249V248H211ZM210 249V250H211ZM37 250V249H36ZM43 250V249H42ZM193 250V249H192ZM198 250V249H197ZM214 250V249H213ZM216 250V249H215ZM223 250V249H222ZM129 251V250H128ZM131 251V250H130ZM177 251V250H176ZM201 251V250H200ZM199 251V252H200ZM251 251V250H248ZM38 252V251H37ZM110 252V251H109ZM107 252V253H109ZM113 252V251H111ZM210 252V251H207ZM212 252V251H211ZM72 253V251L69 252L68 256ZM133 253V252H132ZM145 253V252H144ZM214 253V251H213ZM16 254V253H15ZM43 254V253H42ZM156 254V253H154ZM207 255V253H205ZM35 255V254H34ZM129 255V254H128ZM131 255V254H130ZM129 255V256H130ZM134 255V254H133ZM132 255V256H133ZM144 255V254H143ZM184 255V254H183ZM146 256V255H145ZM192 256V255H191ZM190 256V257H191ZM44 257V256H42ZM41 257V258H42ZM189 257V255H188ZM207 257V256H206ZM242 257V256H241ZM53 256L46 255L41 262H43V264H46V261H50V259H52ZM243 258V257H242ZM35 259V258H34ZM40 260V258H38ZM54 259V258H53ZM128 259V258H127ZM130 260V259H129ZM136 260V259H135ZM190 260V259H189ZM200 260V259H199ZM238 260V259H237ZM241 260V259H240ZM239 260V261H240ZM33 261V259H32ZM36 261V260H35ZM127 261V260H126ZM201 261V260H200ZM210 261V260H209ZM40 262V261H39ZM90 262V261H89ZM132 262V260H131ZM193 262V261H192ZM236 262V261H235ZM238 262V261H237ZM31 263V262H30ZM36 263V262H35ZM75 263V262H74ZM77 263V262H76ZM75 263V264H76ZM73 264V263H72ZM79 264V263H77ZM83 264V263H81ZM127 264V263H125Z\"/></svg>",
    "mask_w": 264,
    "mask_h": 264
}]
</instances>
